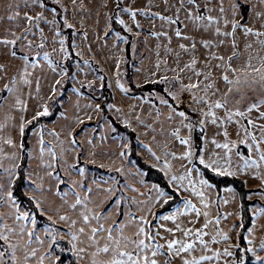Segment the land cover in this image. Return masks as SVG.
<instances>
[{
  "label": "snow or ice",
  "instance_id": "obj_1",
  "mask_svg": "<svg viewBox=\"0 0 264 264\" xmlns=\"http://www.w3.org/2000/svg\"><path fill=\"white\" fill-rule=\"evenodd\" d=\"M163 2L165 12L169 13L167 15L161 11L153 12L150 8L122 6V0H103L102 4L107 9L104 15L109 26L115 20L125 30L132 32V27L121 14L129 15L139 28L140 23L136 17L142 13L166 22L178 40L176 48H172V36L168 31L150 32L153 37L163 36L167 40V44L163 46L165 54L175 53L172 61L175 67H170L167 59L159 58L160 45H157L156 71L150 72L149 76L153 83L158 82L163 88L161 92L153 89L149 95L158 98L159 104L169 109L167 120L179 117L178 126H174L171 133L184 146V150L173 152L165 147L161 155L153 150L151 144H143V148L155 161L149 162L151 167L159 169L164 177L163 183H152L147 193L140 192L127 182L119 185V181H116L103 189L108 196H94L93 187L84 183L85 168L77 167L78 160L74 164H68V168L74 169L81 179L67 183L66 178L55 170L54 164L57 159H64V151L73 149L62 147L58 155L55 147L44 140V125L39 124L38 118L49 114L47 104L38 105L35 115L28 119L21 114L18 124L13 115V110L21 113L27 111L22 85L31 87L30 68L35 69L39 61L30 60L29 53L22 52L21 64L11 74L8 65L0 63V80L4 81L0 85V105L12 97L3 120H0V207L8 208V211L0 212V264H173L174 261L178 264H211L221 260L223 256L231 257L224 259L223 264H246L247 253L252 254L255 264H264V256L258 254V251H264V238L256 246H253L250 238L255 232L257 217L264 214V207L252 212V226L247 228L245 248L232 245L221 249L212 245L227 241L230 237L220 227H216L214 233L208 231L210 224L219 226L222 217L218 213L210 218V206L214 201L207 195L208 190L216 187L210 181L208 173L217 176L250 174L264 184V123H261L264 121V0H228L227 4L225 0ZM71 3L75 10L76 0H71ZM34 8H39L40 11L32 14ZM79 9L85 10L83 0ZM47 12L52 14L51 19L45 15ZM68 13L69 8L64 0H52V6L49 0H10L5 5V15L0 16V23H15L4 28L0 34V45L9 50L12 58H17L18 47L44 48L47 37L38 23L43 21L54 30L55 37H59L62 59L67 60L72 55L71 50L78 46L75 39L70 44L66 43L68 38L60 25L73 29L74 36L79 35L85 39L88 36L86 31L76 30ZM21 20L24 24L19 23ZM80 23L83 25V20ZM189 25L190 32L187 31ZM34 29L40 32L39 44L29 39V36L34 35ZM238 30L244 37L243 48L237 39ZM115 36L118 41L128 39L120 32H116ZM52 51L55 52L56 49ZM33 54L37 57L42 54L53 71L59 67V75L67 73V67L55 63L48 51H36ZM75 54L77 57L82 55L79 50ZM184 54H187V58L182 61L180 57ZM79 63L81 61L78 59L77 64ZM82 63L88 65L91 61L84 59ZM162 63L165 74L157 75ZM116 66V85L127 92V87L119 78V60L116 61ZM169 72L173 75H167ZM89 86H92L91 83ZM39 87L37 78V91ZM55 91L53 86L52 92ZM185 93L187 100L183 99ZM31 94L29 91L28 95ZM182 104L187 111L180 107ZM95 108L100 110V105H95ZM108 108L115 111L121 123L132 128V119L121 115L122 109L119 106L109 104ZM131 110L130 108L129 111ZM253 112L257 115L253 116ZM155 115L159 122L162 115L159 106L155 109ZM135 119L146 129L155 131L151 124H144L139 114ZM33 122L41 130L40 167L48 170L44 175L52 177L56 181L55 185L49 184L46 187L44 175L22 167L25 154L23 137L26 127ZM209 125L216 129L212 135L207 133ZM233 125L236 139L232 138L229 131ZM108 126L115 131V125L111 121ZM181 127L188 130V135L181 136ZM12 129L18 131L19 143L12 135ZM197 129L203 133L198 143L192 137V132ZM32 131L35 133L37 129L33 128ZM51 134L57 138L60 136L55 129L51 130ZM68 135L71 137V145L76 146L78 142L72 132L69 131ZM218 135L222 136L221 140L217 139ZM137 141L140 142L139 135ZM91 143L90 138L89 144ZM241 146L246 149V153L240 150ZM45 151L50 154L51 162L44 159ZM129 151L130 142L124 143L122 139L119 155L124 157ZM33 155L32 149H28L29 160L33 159ZM173 159L184 163L174 168ZM117 172H122V169H117ZM136 174L140 175L141 170ZM21 179L25 181L28 207H22L21 200L14 194V187ZM140 182L144 183L142 180ZM118 185L119 194L114 191ZM29 188L31 192L27 191ZM126 188H131L146 198L137 200L135 196L124 195ZM224 191L232 192V186L228 185ZM53 192L60 198L59 203L46 194ZM69 192L74 199H66ZM185 193L188 195H184ZM165 205H169L170 210L160 213L153 211L157 207L163 209ZM133 207H137L141 214L133 211ZM50 212L53 214L50 215ZM201 215L204 221L196 227ZM228 215L230 214L223 213L224 217ZM40 216L45 218V222L38 226ZM182 216L191 218L185 222L181 219ZM160 221H171L172 226ZM164 233L170 236H165ZM232 248L238 249L240 254L237 255ZM197 249L200 250L198 255L194 254Z\"/></svg>",
  "mask_w": 264,
  "mask_h": 264
},
{
  "label": "rangeland",
  "instance_id": "obj_2",
  "mask_svg": "<svg viewBox=\"0 0 264 264\" xmlns=\"http://www.w3.org/2000/svg\"><path fill=\"white\" fill-rule=\"evenodd\" d=\"M9 2L10 0H0V16L5 15V5ZM64 2L69 8L68 18L70 22L76 26V30L81 32L86 31L88 33L87 39H85L79 35L74 36V30L71 29V38L76 40L78 48L72 50L75 59L71 63L72 73L68 77L67 83L70 85L68 89L62 86L60 87V84L65 77V75H59L60 68L58 67L56 71H53L48 62L44 60L42 54L39 57L33 54L36 51H40L41 53L48 51L50 53V58L55 63L58 65L66 64V60L62 59L59 50V37H55L54 30L51 29L48 24L43 21L38 22L40 28L44 29V35L47 37L45 46L42 49L18 47L17 58H12L9 54V50L0 45V63L8 65V71L10 74L21 64L20 54L22 52H28L30 60L39 61V64L35 69L30 68V72L32 73L30 77L32 79L31 87L29 88L27 85H22L24 93L23 99L27 101V111L21 113L19 110H13V115L16 118L15 123H19V116L21 114L25 116V119H28L35 115V112L38 110V105L46 103L48 106V102L53 99L52 101L55 102V105L60 108V114L54 121L45 122L43 124V136L46 142H50V144L55 147L58 155L61 153L62 147L64 149H73L72 151H64V159H57L54 164L55 170L60 172V175L66 178L67 183H71L72 180L81 179L74 169L68 168V164H74L78 160L79 164L77 167L83 166L85 168L83 176L84 183L93 187L94 196H108L109 194L103 191V189H106L110 184H114L116 181H119V185H123L127 182L128 184L134 185L140 192L147 193L152 183L145 181L144 183L140 182L143 177V172L141 171L140 175L136 174L138 169L128 158V153L124 157L119 155L121 140L123 139L124 143H128L127 137L114 133V131L109 128L106 119L100 120L99 110L95 108V105H100V102L95 101L86 93H89L92 96H98L103 88H109L111 90L113 97V102L111 104H115L122 109L121 115H127L132 119L133 123L131 129L136 132V135H139L140 141L137 151L147 162L155 163L143 148V144H151L153 150L161 155L165 147L173 152L183 151L184 146H182L179 140L171 133V129L174 126H178L177 121L179 120V117L172 121L167 120L166 116L169 109L164 105L159 104L158 98L150 96V92H147L142 96H130L127 92L122 91L116 85L117 60H119V78L125 84L127 89L128 76L132 78L136 85L152 82V77L149 76V73L156 71L155 61L158 58L157 45H160L159 58L162 60L167 59L169 66L175 67L172 63L175 53L165 54L163 46L167 44V40L163 36L153 37L150 35V32L162 30L168 31L169 35L172 36V43L170 45L172 48H176L178 40L174 36L172 29L167 26L166 22L161 21L159 18L153 19L151 16H146L142 13L138 14L136 19L139 21L140 27L137 28L130 16L122 13V18L132 27V32H128L118 23L121 28L130 35V38L126 41H118L115 36L117 31L112 29L111 23L109 26V22L104 15L107 9L102 7L103 0H83L85 5L84 11L79 9L81 0H76L75 10H73L71 0H64ZM169 2H171V0H169ZM225 3L227 4L228 0H225ZM122 6L150 8L153 12L161 11L164 12L165 15L169 14L168 12H165L163 0H122ZM21 10L23 11V9ZM35 11H40V9L34 8L32 14H34ZM45 15L48 19H51L52 17L50 12L45 13ZM81 20L84 22L83 25L80 23ZM12 23L15 22L5 21L4 23H0V34L3 33L5 27L10 26ZM19 23L24 24V21L21 20ZM17 31H19V29H17ZM33 31L34 35L29 36V39H32L35 44H39L40 32L38 29H34ZM187 31H191L190 25ZM137 33L138 35H134ZM237 39L240 43V47L243 48L244 37L239 30L237 32ZM249 39H251V37ZM22 43L23 42H21V44ZM133 43L135 44V48H133ZM52 49H56V51L53 52ZM77 50L82 53L80 57H77L75 54ZM222 50L228 51L230 49ZM202 51L203 50L201 49V52ZM186 58L187 54L180 57L182 61ZM78 59L81 61L79 64H77ZM84 59L90 60L91 63L84 65L82 63ZM163 69L164 65L162 63L161 69L157 75H164L165 73ZM167 75L172 76L173 73L169 72ZM100 77H103V79H100ZM37 78H39L40 84L38 91L36 88ZM57 81H59V83H57ZM3 83L4 81L0 80V85ZM89 83H91V87L89 86ZM53 86L56 88L55 92H52ZM176 87L178 88V85H176ZM59 88H63V91H59ZM77 89L80 91L77 92ZM29 91H31V95H28ZM144 97H147V99H144ZM183 99L187 100L186 93L184 94ZM150 100L155 102L150 103ZM11 102L12 97H9L3 105H0V120H3L4 113L8 110ZM157 106L160 107L162 113L159 122H157L155 115V109ZM180 107L187 111L185 105L182 104ZM130 108L132 109L131 111H129ZM108 112L119 123H121L114 110L108 108ZM137 114H139L140 119L144 121V124H151L155 131L146 129L144 125L139 124L135 119ZM252 115L256 116L257 114L253 112ZM261 123H264V121H261ZM78 128L81 129L78 130ZM234 128V125L231 126L229 131L232 138L236 139ZM36 129L37 131L35 133L31 131L28 139L29 149H32L34 154L33 159L29 160L28 170L39 172L40 175H44L48 170L40 167L39 134L41 130L38 127ZM52 129H55L56 132L60 133L59 138L51 134ZM69 131L72 132L78 142L76 146H72L70 143L71 137L68 135ZM215 131L216 129L214 126H208V135H212ZM180 134L181 136L188 135V130L181 127ZM195 134L196 133L193 131L192 137L194 142ZM12 135L17 143H19L20 136L18 131L12 129ZM153 137L155 139H153ZM90 138L92 139L91 144H89ZM217 139L221 140L222 136L218 135ZM47 146L48 145L46 144L45 147L47 148ZM240 150L246 153V149L243 146H241ZM218 151L222 150L218 149ZM93 153L95 154L93 155ZM44 159L51 162V156L47 151L44 153ZM65 161H67V163H65ZM172 163L174 168H178L180 164L184 163V161L173 159ZM117 169H122V172H117ZM237 176L240 177L248 187H260L264 190V184H262L260 179L253 178L250 174H240ZM37 182L39 183V181ZM44 184L47 187L49 184L55 185L56 181L52 177L44 175ZM97 185L100 187L97 188ZM119 185L117 186V189H114L117 194H119ZM64 187L66 190L67 185ZM77 190L81 191L79 188H77ZM24 191H26L25 187ZM27 191L31 192V189L29 188ZM46 194L50 199L59 203L60 198L56 196L54 192ZM37 195H39V193H37ZM124 195L128 197L135 196L137 200H143L146 198L145 196H141L139 192L132 191L131 188L124 189ZM184 195H188V193H185ZM207 195L214 201L210 206V218L215 217L218 213L221 214L222 217L220 225L217 226L215 224H210L208 231L214 233L216 227H220L222 230L228 232L230 237L229 240L220 241L219 243L213 244L212 247H219L222 249L226 246L230 247L232 245H237L236 234L239 227L240 217L237 193L234 190L232 192L223 190L220 196L222 199H218L215 190L210 189L208 190ZM192 198L194 201L196 200L194 196ZM250 198L255 202L254 207H252V212L256 208L264 207V197L261 194L255 193L251 195ZM66 199H74L71 192L68 193ZM223 200H227L228 202L224 203ZM157 208H154L153 211L155 212ZM132 210L136 211L138 215L141 214L137 207H133ZM6 211H8L7 206L0 207V212ZM223 213H229L230 215L224 217ZM49 214L51 215L53 213L50 212ZM113 214L115 213L113 212ZM190 218L191 217L189 216L181 217L185 222ZM149 219H152V217H149ZM203 221L204 217L201 215L195 226L199 227ZM160 222L172 226L171 221ZM132 230L134 229H129V231ZM161 231L163 232V229H161ZM164 234L165 236H170L168 233ZM177 235H180V233H177ZM206 238L210 239V237ZM250 238L253 241V246L258 245L261 239L264 238V214L257 217L255 232ZM235 249L236 248H232L231 250L235 251ZM194 254H200V250L197 249ZM258 254L264 256V251H258ZM224 259H231V257L223 256L221 260L213 261L211 264H223ZM173 264H178V262L174 261Z\"/></svg>",
  "mask_w": 264,
  "mask_h": 264
},
{
  "label": "trees",
  "instance_id": "obj_3",
  "mask_svg": "<svg viewBox=\"0 0 264 264\" xmlns=\"http://www.w3.org/2000/svg\"><path fill=\"white\" fill-rule=\"evenodd\" d=\"M50 6H52V1L49 0ZM59 10V9H58ZM63 34L66 35L68 38L66 43H71V29H66L63 27V24L60 25ZM111 27L114 31L120 32L121 35L127 36L130 38V35L125 32L121 26L115 20L111 21ZM72 51V50H71ZM18 54V53H17ZM21 56V54H20ZM75 59V55L73 54L66 60V64L64 65L67 67L68 71L65 74L63 81L60 84V87L69 88L68 77L72 73V62ZM127 85H128V95L130 96H142L147 92H150L155 89L157 92H161L163 85L160 83H153L148 82L142 85H136L130 76L127 77ZM176 87V85H175ZM59 91H63V88H59ZM87 95L91 96L95 101L100 102V120L106 119L108 122L111 121L115 125L114 133L124 135L127 137L128 143L130 142V151L128 152V158L134 164V166L143 172L142 180L148 183H163L164 177L157 168L151 167V164L143 159V157L138 153L137 147L139 142L137 141V135L134 130L131 128L126 127L125 125L119 123L109 112H108V105L113 102V97L111 90L109 88H103L100 91L98 96H92L89 93ZM53 99L48 102L49 114L47 116L39 117V124H44L45 122L54 121L58 115L60 114V108L55 105V102L52 101ZM92 123V122H89ZM33 128H37V123L33 122L32 124L28 125L25 129V135L23 137L25 143V154L24 159L22 161V167L28 168L29 159L27 156V150L29 149V135ZM82 128V127H81ZM81 128H78L80 130ZM77 130V131H78ZM76 131V132H77ZM75 132V133H76ZM203 135V133L198 130L195 134V142H199V137ZM210 181L216 185L214 188L216 196L220 197L222 191L228 186L231 185L232 189L237 193L238 201H239V227L236 234L237 245L239 248H245L247 246L245 236L247 235V228L252 226V207H254L255 202L250 198L251 195L255 193H259L264 197V190L260 187H248L245 182L238 176H217L213 173H208ZM25 181L18 180L16 186L14 187V194L18 196L21 200L22 207H28L29 201L27 196L25 195L24 191ZM179 203V201H177ZM170 210L169 205H165L163 209L157 208L155 210L156 213H160L162 211ZM39 225H42L45 222V218L43 216L38 217ZM237 255H239V250L235 249ZM70 255V254H66ZM246 264H255V261L251 254H247L246 256Z\"/></svg>",
  "mask_w": 264,
  "mask_h": 264
},
{
  "label": "built area",
  "instance_id": "obj_4",
  "mask_svg": "<svg viewBox=\"0 0 264 264\" xmlns=\"http://www.w3.org/2000/svg\"><path fill=\"white\" fill-rule=\"evenodd\" d=\"M198 130H195L194 132L196 133Z\"/></svg>",
  "mask_w": 264,
  "mask_h": 264
}]
</instances>
